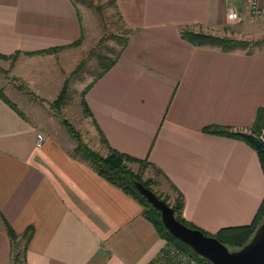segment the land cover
Masks as SVG:
<instances>
[{
	"label": "crops",
	"instance_id": "obj_1",
	"mask_svg": "<svg viewBox=\"0 0 264 264\" xmlns=\"http://www.w3.org/2000/svg\"><path fill=\"white\" fill-rule=\"evenodd\" d=\"M249 2L116 0L130 29L128 43L86 95L99 138L102 133L113 148L162 169L185 195V218L210 234L251 224L264 200L258 152L240 139L205 131L223 126L253 133L264 109V47L195 46L180 28L264 39V19L250 18ZM231 8L237 11L234 20ZM83 30L73 0H0V53L20 51L14 74L53 98L73 66L69 52L76 57L87 37L57 53H25L71 45L85 36ZM48 59L55 60L48 69L53 77L37 78L34 67L25 69ZM2 87L16 108L0 94V264H9L13 255L7 223L21 237L33 229L27 264L155 259L167 243L139 201L73 157L69 145L43 131ZM39 131L47 135L43 147L36 145Z\"/></svg>",
	"mask_w": 264,
	"mask_h": 264
},
{
	"label": "trees",
	"instance_id": "obj_2",
	"mask_svg": "<svg viewBox=\"0 0 264 264\" xmlns=\"http://www.w3.org/2000/svg\"><path fill=\"white\" fill-rule=\"evenodd\" d=\"M84 3H88L89 0H80ZM77 4L76 0H73ZM109 3L114 6L116 9L117 3L116 0H109ZM119 17L123 21L122 15L118 9ZM124 25V34H111V38H114L118 43L122 45L121 49L116 52L115 57H111L108 54L99 55V60L101 64V70L95 76V78L83 89L81 92V104L83 107L84 113L88 117H92L93 114L91 109L86 101V95L91 87L106 73L112 66L116 64L120 56L122 55L125 47L128 43V34L130 29ZM84 33V30H83ZM180 33L183 39L191 42L195 46H216L220 47L224 51H233L236 49H248L252 44L262 45L264 44V39L260 41H249L246 39H237L231 37H222L213 34H207L201 31H196L191 26H184L180 28ZM85 39L84 34L82 37L72 43L71 45L65 47H54L47 50L35 51V52H26V55H40V54H53L57 53L66 48L78 47L80 46ZM103 38L100 42H103ZM114 50V49H113ZM21 54L20 51L13 53L11 55H4L0 53V59L5 61H11L12 65ZM82 66L79 65L74 69L70 75L65 79L62 88L57 95V97L52 101V106L56 109L58 116H60V121L62 125L66 128L72 138L75 140V145L70 149L71 155L73 157L80 159L88 163L93 169L97 171L103 178L114 184L115 186L121 188L127 194L134 197L143 207V215L154 225L158 234L163 238L167 244L174 245L179 247L181 250L185 251L187 254L197 258L201 264H212L208 259L198 255L188 244L182 242L176 238L165 226L162 220V213L160 210L154 207L146 197H144L140 191L135 186L134 181L142 182L146 187L153 190L158 197L166 201L175 212V216L179 221L186 224L189 227L200 229L207 235L215 236L219 241L228 246L230 249H238L245 245L253 236L258 226L262 223L264 219V200L259 208L254 220L249 225L237 226V227H225L219 230L215 234H210L203 229L196 226L191 221L187 220L184 216L185 208V195L182 191L167 177V175L160 169L157 165L151 163L148 159H140L135 156H132L128 153L122 152L116 148H113L104 135L101 133L100 142L105 147L106 152L98 151L93 149L88 145L82 138L81 132L76 129V127L62 115V108L66 103L68 92L70 88V78L74 76L78 69ZM26 92L33 94L31 90L24 88ZM1 97L9 103L11 106H16L0 91ZM264 118V109H260L258 116L255 121L253 128V133H246L243 131H236L229 127L223 126H209L205 128V131L240 139L251 147H253L259 154L264 170V144L260 142L257 138V133L261 127L262 121ZM101 132V131H99ZM155 171L164 182L167 183L168 188L172 193H168L165 196L159 194L153 188V184L157 182V179L154 176H150L147 179H144V174L148 171ZM172 200V201H171ZM7 229L9 236L11 237L13 243V255L9 264H27L26 252L28 249V242L32 235L33 229L29 228L22 235V237L12 228L10 224L7 223Z\"/></svg>",
	"mask_w": 264,
	"mask_h": 264
},
{
	"label": "rangeland",
	"instance_id": "obj_3",
	"mask_svg": "<svg viewBox=\"0 0 264 264\" xmlns=\"http://www.w3.org/2000/svg\"><path fill=\"white\" fill-rule=\"evenodd\" d=\"M76 1L82 13L85 37H87V40L84 42V45L75 52L76 57L73 56L74 51L69 52L68 59L73 63V66L70 67L68 72L64 73V81L74 69L81 64L82 66L78 69V72L70 78V88L66 103L62 108V115L81 132L83 140L88 145L101 152L104 146L100 142V138L96 134L91 120L83 111L81 92L102 68L99 55L108 54L111 57H115L116 52L121 49L122 45L114 38H111V34L125 35L124 25L119 17L118 9L112 6L109 0H89L88 3H84L80 0ZM102 38L104 40L100 42ZM260 40L254 39L249 41L254 42ZM261 47H264V44L258 46L252 44L250 49ZM60 62L62 61L60 60ZM53 65H55V60L48 59L47 62H43L40 65L27 63L24 66L26 70L27 66L34 67L32 73L38 78V76L53 77L55 72L48 71L49 67H53ZM25 81L23 78L17 76L16 73L14 74L11 62L0 59V87H2L1 84L6 85L2 87L4 93L14 100L21 109L25 110L31 119L38 122L43 131L54 134V136L62 139L63 142L72 149L76 142L62 125L60 116H58L56 109L52 106V101L56 97L53 98L44 91H38L34 87L31 88ZM21 85L26 88L27 91L28 89L31 90L33 94L26 92L21 88ZM31 110L35 111V115ZM150 176H154L157 179V182L153 184V188L159 194L165 196L168 193H172L167 183L156 175L155 171L148 170L144 174V179Z\"/></svg>",
	"mask_w": 264,
	"mask_h": 264
},
{
	"label": "water",
	"instance_id": "obj_4",
	"mask_svg": "<svg viewBox=\"0 0 264 264\" xmlns=\"http://www.w3.org/2000/svg\"><path fill=\"white\" fill-rule=\"evenodd\" d=\"M134 183L140 193L161 211L167 229L212 264H264V219L245 245L238 249H230L215 236L207 235L202 230L179 221L174 209L153 190L140 181L135 180Z\"/></svg>",
	"mask_w": 264,
	"mask_h": 264
},
{
	"label": "built area",
	"instance_id": "obj_5",
	"mask_svg": "<svg viewBox=\"0 0 264 264\" xmlns=\"http://www.w3.org/2000/svg\"><path fill=\"white\" fill-rule=\"evenodd\" d=\"M248 13L252 19H264V0H250L248 5ZM237 18V11L231 8L229 11V19ZM257 138L264 144V118L261 127L257 133ZM47 140V135L43 131H39L36 137L37 147H43ZM149 264H201L200 261L181 250L174 245L166 244L159 255Z\"/></svg>",
	"mask_w": 264,
	"mask_h": 264
}]
</instances>
